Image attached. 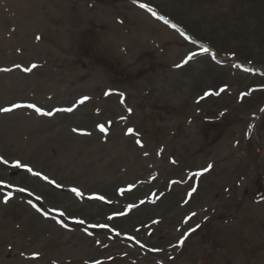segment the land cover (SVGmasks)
Segmentation results:
<instances>
[{
    "label": "rangeland",
    "instance_id": "obj_1",
    "mask_svg": "<svg viewBox=\"0 0 264 264\" xmlns=\"http://www.w3.org/2000/svg\"><path fill=\"white\" fill-rule=\"evenodd\" d=\"M13 104L53 115L0 112V264H264V0H0Z\"/></svg>",
    "mask_w": 264,
    "mask_h": 264
},
{
    "label": "snow or ice",
    "instance_id": "obj_2",
    "mask_svg": "<svg viewBox=\"0 0 264 264\" xmlns=\"http://www.w3.org/2000/svg\"><path fill=\"white\" fill-rule=\"evenodd\" d=\"M133 3H136V0H133ZM139 6L141 8H147V5H144V4H140ZM148 10L149 11H152L151 9H148ZM152 14L154 16H156V13L155 12H152ZM157 19L164 20V23L169 24L172 28H177V26L175 24H171L168 20H166L162 16H157ZM177 31H180V29L177 28ZM180 34L182 36H184V39L190 40V37H188L183 31H180ZM37 39H40V37H37ZM192 43H196V41H192ZM206 53H210V49L207 46L200 45V51L199 52H191V53H189L188 56L185 59V63L188 60L193 59L196 55H201V54H206ZM212 55H213V58H215V55L214 54H212ZM236 66L239 67V65H236ZM16 67H19V65H16ZM35 67H37V65L33 64L31 67L24 68L23 71H25V72H31L32 69L35 68ZM177 67H179V65H177ZM2 71H9V69H2ZM246 71H247V69H246ZM221 91H224V89H221ZM216 94L218 95L219 93H216ZM105 95H109V93L106 92ZM122 95L123 94H121V96ZM204 95L207 96V95H209V93L206 92ZM241 95L243 96V95H245V93H242ZM88 99H89L88 96L81 97L79 100L75 101V104L73 105V107H75V105H77V104H84L85 101H87ZM121 103H123V100H121ZM19 107L32 108V109H34V111L38 115H42V116H52L53 115V111H44L42 108L37 107L35 104H27V105L13 104L11 106V108H0V112H10L14 108H19ZM73 107H69V108H57L54 111H56V112H72L73 111ZM128 111L131 112V109H128ZM261 111H264V109H262ZM122 119H123V117H122ZM97 127L99 128V130L101 132H105L106 131V128H105V125L104 124H98ZM73 131H76V129H73ZM132 132H133V129L132 128H128L127 134H131ZM136 143L138 145H141V147L143 146L141 144V141L140 140H136ZM145 155H147V153H145ZM0 164L8 165L9 164V161L7 159H5L4 157H0ZM11 167L17 168V169L23 168V169H25L26 172L30 173L32 176L38 177L39 179H41L43 181H46L48 184L54 185L57 188L61 187V185H59L55 180L50 179L48 176L43 175L41 172L34 171L32 169V167H30L26 163H22L20 160L13 161L11 163ZM211 167H212V165L209 164L207 168L203 169V171L204 172H207ZM201 174H202L201 172H196V173H193L191 175H193V176H199ZM172 183H177V181H173ZM15 191H17V192H26L28 190L26 188L19 187V188H16ZM68 191H70L71 193H73L77 198H83V193L80 191L79 188L72 187V188L68 189ZM119 191H120L121 194H123V192L126 191V190L125 189H120ZM195 191H196V189L195 188H192L191 191L189 192V196H191L192 192H195ZM28 194L30 196L32 195L31 192H29ZM11 195H12L11 192H8L7 194H5V196H4V203H7L9 201ZM89 199H96V200H102L103 201V200H105V197L104 196H101V195H93V196H90ZM36 200H38V201L41 200V197L40 196H36ZM28 203L33 208H35L37 212H41L45 216L48 215L47 212H42V209L40 207H37L35 204H33L31 200H29ZM141 203H143V201H141ZM134 207H136V205H134V204H130V205H127L126 206L127 210H129V211L132 208H134ZM48 211L51 212L53 210L52 209H49ZM125 214L126 213L124 211H121V212L115 213L114 215H125ZM58 215L61 216V217H63L65 215V213L62 212V211H58ZM193 215H195V213H193ZM107 219L108 220H112L113 219V216H109ZM155 222L156 221H154V223ZM57 223H61V226L62 227H65L66 226V225H64L59 220H57ZM75 223H78V224L83 225L85 223V221L82 220V219H77V220H75ZM88 227L89 228H91V227L108 228L109 226L107 224H98V225H91L90 224V225H88ZM197 227H199V225H197ZM109 230L111 231V229H109ZM189 231H195V229H190ZM117 235H119V233H117ZM187 235H188V233H185V237ZM185 237H181V239L179 241V244L182 245L184 243V238ZM128 239H134V238L130 236V237H128ZM141 247H143V245H141ZM150 251H159V249H150ZM95 264H100V262L99 261H95Z\"/></svg>",
    "mask_w": 264,
    "mask_h": 264
}]
</instances>
